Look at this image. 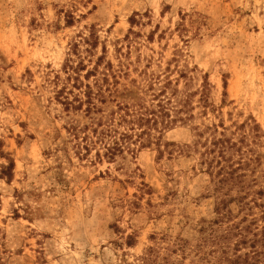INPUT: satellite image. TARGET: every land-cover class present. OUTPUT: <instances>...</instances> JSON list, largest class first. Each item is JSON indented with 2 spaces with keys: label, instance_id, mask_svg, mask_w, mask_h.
I'll list each match as a JSON object with an SVG mask.
<instances>
[{
  "label": "rangeland",
  "instance_id": "obj_1",
  "mask_svg": "<svg viewBox=\"0 0 264 264\" xmlns=\"http://www.w3.org/2000/svg\"><path fill=\"white\" fill-rule=\"evenodd\" d=\"M87 85L95 110L64 104ZM144 97L192 118L112 162L79 158L87 126ZM221 124L251 142L233 159L259 207L242 211L237 190L230 207L264 239V0H0V264H144L158 245L193 264L223 198L215 133L193 127Z\"/></svg>",
  "mask_w": 264,
  "mask_h": 264
},
{
  "label": "trees",
  "instance_id": "obj_2",
  "mask_svg": "<svg viewBox=\"0 0 264 264\" xmlns=\"http://www.w3.org/2000/svg\"><path fill=\"white\" fill-rule=\"evenodd\" d=\"M71 24V22H68ZM97 45L94 44V48ZM101 62V59H100ZM99 65V64H98ZM85 71V69H83ZM93 72H87L86 79L91 77ZM87 92L85 94L86 101L79 100V105L67 101L68 107L74 106L75 109L82 110L84 106L88 113L96 109L95 97L91 86L87 85ZM166 88V87H165ZM101 92L103 89H100ZM111 92V89H107ZM165 89L159 95L165 93ZM154 98H157L154 97ZM100 99V98H99ZM101 103H105V98L102 96ZM153 99L151 104L145 100V97L134 104L117 103V110L111 112L107 117H102L97 123L92 126H87L84 131H91V134L85 136L87 144L79 148L77 153L80 159L89 160L92 149H96L95 159L103 161L104 159L112 162L117 155L124 152L134 153L138 150L158 145L159 140L162 139L164 133L174 129L179 123H186L189 117H183L187 103L181 109H177L173 105H168L171 101H158ZM101 112V111H100ZM221 127L223 132L219 133L218 128ZM212 128L206 127L201 130L199 126L193 127L196 134L201 139L207 132H213L214 138L212 141H206L205 155L212 158L210 168H219L217 175H219L218 191L223 194V198L219 200L215 208V215L218 226H214L213 221L209 223L203 220L200 230V236L197 243L193 245V264H263L264 263V239H261L262 230L259 227L258 220L249 219L252 214H245L241 220L235 217L232 208L230 207L233 198V192H239L238 200L243 203L242 211L251 212L253 206L259 207L257 199L252 198L248 201L247 196L262 195L256 192H246L247 183L244 173V164L242 161L233 159V155L242 153V145L246 144L249 147L251 142L244 137L239 141H232L226 137V127L220 126ZM244 125L237 126V130L245 129ZM252 131L260 132L258 125H254ZM220 134L221 137H218ZM259 137V136H258ZM209 141V142H208ZM84 152V153H83ZM254 153L252 149L247 153ZM92 162V161H91ZM250 165V164H249ZM13 169V163L2 166L3 175L1 179L6 176ZM209 171H211L209 169ZM212 172V171H211ZM9 182V180H8ZM204 226L205 224H207ZM249 223L248 225H245ZM261 245V248L259 247ZM251 249L250 252L244 253V250ZM168 251V253H165ZM176 255L175 250L162 249L160 245L152 247L148 250L143 258L144 264H183V262L173 258Z\"/></svg>",
  "mask_w": 264,
  "mask_h": 264
}]
</instances>
